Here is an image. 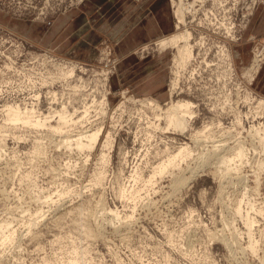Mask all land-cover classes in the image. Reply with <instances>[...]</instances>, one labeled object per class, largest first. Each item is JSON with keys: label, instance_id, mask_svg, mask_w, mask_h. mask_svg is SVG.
I'll return each mask as SVG.
<instances>
[{"label": "rangeland", "instance_id": "1", "mask_svg": "<svg viewBox=\"0 0 264 264\" xmlns=\"http://www.w3.org/2000/svg\"><path fill=\"white\" fill-rule=\"evenodd\" d=\"M88 1L0 0V121L5 104L31 107L36 103L43 113H49L47 93L51 90L58 93V98L63 97L55 106L68 102L72 111L80 112L85 103H93L92 98L98 101L106 94L111 105L104 128L106 133L112 130L115 134L111 161L101 164V143L90 155L59 146L61 135L48 134L45 129L23 127L5 133L8 137L0 156V264H69L72 255L77 256L78 264H264V147L254 137V129L264 126V114L235 125L234 113L228 109L231 105L249 112L256 100L264 97V0H206L196 5L197 13L186 17L196 58L182 70V89L172 98V81L177 77L176 49L165 51L157 40L136 48L126 46L133 26L137 28L141 23L145 27L152 22L153 3L157 6L161 2L162 9L157 10L160 22L177 23L171 0H134L145 4L140 15L134 13L132 5L125 6L127 3L110 15L108 10L102 15L93 12L91 17L98 18L96 29L72 44H65L64 38L55 46L44 45L23 33L26 23H49L63 13L77 12ZM168 1L172 13L169 8L163 11ZM176 30L177 26L169 34ZM93 32L97 35L94 44L83 49L79 42ZM200 40L205 42L202 48ZM220 49L232 55L235 72L228 68L229 57L222 56ZM256 54H263L262 61L250 81L246 69ZM8 63L15 68L6 70ZM65 65L76 67L74 79L63 82L56 78L51 86H41L42 77L51 82L57 77V66ZM74 85L78 91L71 88ZM36 94H40L39 101L33 97ZM246 94L252 96L251 105L243 103ZM227 97L231 103H227L224 113L221 109ZM145 98L158 100L164 108L172 99H188L196 106L198 117L191 121L189 130L161 133L150 125L155 120H150L153 115L139 110L140 100ZM205 124L213 127L215 140L231 141L232 146L235 141L244 144L247 162L239 174L231 173V181L220 176L216 164L199 168V152L208 153L213 142L197 144L191 135ZM184 143L195 150L191 161L182 163L181 171L158 175L148 184L151 165L161 160L160 153L165 148L174 151ZM38 147L42 148L39 154ZM135 169L140 176L137 181L130 177ZM98 172H103L104 178L95 185L92 180ZM124 187H135L139 192L120 196ZM48 195L55 204L41 201ZM95 205L115 210L119 220H113ZM239 207L241 213L249 212L255 218L250 236L243 218L234 213ZM41 213L46 218L43 214L37 220ZM95 223L102 229H97ZM8 227L17 230L13 243L3 242ZM87 228L95 232L90 235ZM214 234L217 236L213 238ZM224 238L229 239L228 246Z\"/></svg>", "mask_w": 264, "mask_h": 264}, {"label": "bare ground", "instance_id": "2", "mask_svg": "<svg viewBox=\"0 0 264 264\" xmlns=\"http://www.w3.org/2000/svg\"><path fill=\"white\" fill-rule=\"evenodd\" d=\"M204 2H206V0H194L192 3L188 4V3H185V0H171L172 6H173L174 11H175V14H174L175 16L174 17L177 19V23L175 24L177 26V30H176L175 33H173L171 35H167L166 37L157 40L159 47H161V49H163L165 51L167 50V48L176 49V53H175L176 56L174 58V69H176L175 70V74H176L177 77H176L175 80L172 81V84H173L172 90L173 91H172V93H170L171 94L170 95L171 98L174 97L173 94L178 92V90L182 89L181 84H180V77H181V74H182V70L187 69V66L192 62V60H194L196 58V54H195V46L196 45L193 44V40L192 39L194 37H193L192 32L188 28H186V26H187L186 25V17H187L188 14L195 13L196 5H198V4L203 5L202 3H204ZM227 13H228V11H227ZM224 15L226 16V14H224ZM219 20H221V19H219ZM225 21H226V19H225ZM227 29L230 32V35L233 36L232 27L229 26V28H227ZM204 43L205 42L203 40H200L199 44H200L201 48L204 45ZM219 52H217V53H219ZM221 53H222V56L226 57L225 55H227V57H229V62L227 61V63H229L228 68L231 69L232 73L235 72L234 71V67H233V63H232L233 62L232 55L230 53H226L225 51H222ZM222 56H221V58H222ZM262 56H263V54L261 56H259V54H256V57L254 58L253 63L251 64V67L246 69V74L245 75H246V77H248L249 80L251 78L253 79L255 73L260 68V62L262 61ZM224 57H223V59L225 60ZM207 65H208V63H207ZM217 66H218V63H217ZM223 66H222V68H223ZM13 68H15V67H12V65L10 63H8L6 65V70L7 69L11 70ZM208 68H210V66ZM56 69H57V73H56L57 77L51 78V82H49L48 78H44L43 79V77H42V79H40L42 82L39 81L41 86H43V87L44 86H49V85L51 86V84L54 83V80H56V78H58L57 80H59V81L62 80L64 82V80H67L69 78L72 79L74 76L76 77V74H77L75 72V70H76L75 66H69V65H65L63 67L62 66H57ZM225 72H226V70H225ZM228 73H230V72L228 71ZM224 75H226V74H224ZM105 81H107V79ZM103 84H104V86L106 85L105 83H103ZM71 88H74L73 89L74 91H78L79 90V87H77L75 85H74V87H71ZM32 89H34V88L32 87ZM80 91L82 92V90H80ZM47 94L50 95L49 99H50V105H51L50 109L48 111L49 113H47V114L43 113L41 111V108L39 107V105L38 104L35 105L36 103L34 105L32 104L33 106H31V107H28V106L27 107H24V106L22 107L21 105L16 104V103L5 104V105L2 106L3 109H2L1 112H2L3 115L2 114L1 115L3 116V118H2L3 121H0V156H1L2 152H3V147H4V144L6 143V138L8 137L5 133L9 132V130H11L13 128L14 129H17V128L21 129L23 127H27V128H30V129H33V130H37V131L41 130V129H45V130H47L48 134H51V135H53V134L54 135L55 134L56 135H61L60 142L58 141L59 144H60L59 146L62 145L64 147H66L67 149L68 148L69 149H77L80 152L87 151L90 155L97 150L99 144L101 143V145H102L101 148L102 149H101L100 155H99L100 163L101 164L109 163L111 161V153H112V151L114 149V146H115V144H114L115 134H114V132L112 130L108 131L106 133V130L104 128L105 119H106V117L109 114V108H110V105H111L110 101L107 98V95L106 94L102 95V99L98 100V101L97 100L94 101V99L92 98L93 103L91 105L90 104L88 105V104L85 103L84 104V109L80 112L79 109H74L72 111L70 109V106H69L68 102H64L62 104H59L58 106H55V104L58 103V100L62 99L63 97L58 98V93L53 91V90L49 91ZM83 94H84V92H83ZM85 94H86V92H85ZM85 94H84V96H85ZM33 97H35L38 100V98L40 97V94H36ZM251 97L252 96H250L249 94H246L243 103L247 104V105H251V103H252V98ZM84 100L86 102V98ZM140 103H141V109H139V110H141L140 112H143V113L146 114V112L149 111L153 115L152 118L150 117L151 118L150 120H154L155 119L154 122L150 121V125L153 126V128H155L157 131L160 130L161 133H162V131L166 132V131H169L170 129H173L174 131H177V130L178 131H184V130H187V129L189 130V128H191L190 127L191 126V121L192 120L194 121V119L196 117H198V113L194 111V109L196 108L194 103L192 101L188 100V99H185V98L181 99V100L172 99L171 102L168 103L166 108H164L162 106V104L156 99L145 98L143 100H140ZM227 103H228V105L231 103L229 97L226 98V104H223L225 106H222L221 110H223V112L227 108ZM24 105H27V104H24ZM228 107H230L228 109H230V111H232L234 113V116H235L234 124L235 125H242L244 119H249V118L256 119V117L264 114L263 113L264 112V97L258 98L256 100V105L253 106L249 110V112H245V111H242V110L240 111L237 107L235 108V107H233L231 105L228 106ZM122 108H123V105H120V107L118 109L120 110ZM92 113H95V115L92 116ZM220 113H218V114H220ZM94 118H96V119L94 120ZM163 122H164V125L162 124ZM219 126L220 127L223 126L221 120H219ZM212 131H213V127L211 128L210 126H208V124H205L203 126V129H198V131H196L194 134L191 135V138H193V141L196 142L197 144L199 142L201 144V141L213 142V144L210 146L211 150L210 151L207 150L208 153H205V150H204V152L201 151L202 153L199 152L200 153L199 155L197 154L199 156L198 161H200V164H201L199 166V168L202 167L203 165L207 164V163L210 164V165L213 164V166H214V164H216L217 165L216 167H217V170L219 171L220 176L222 175L221 176L222 178L223 177H228L227 180L231 181L233 179V177L231 176L232 175L231 173L233 171H235L236 174L237 173L239 174V172L241 171V169H240L241 166L243 165V163L245 164V162H247V160H246L247 154L245 152L244 144L242 142L238 143V142L235 141L236 144L234 142V145L232 146V145L229 144V142H231V141L228 142L226 140L224 141L223 139H222L223 141H221L219 139L215 140L217 138V136H215L214 132L211 133ZM254 131H255V136L254 137L256 139L258 138L260 140V142H261L260 144H262V146L264 147V126L263 127H257L256 129H254ZM16 138L20 139L21 136H17ZM230 139H231V137H230ZM36 143L39 145L40 141L38 140V141H36ZM41 149H42L41 147H38L36 149L38 154L40 153ZM165 149L166 150H163L160 153L161 156L159 155V157H161V160L160 161L158 160L159 162H156V164H154L153 167L151 165L152 175L147 180V183L150 184V185L153 183L154 179L158 175H161V176H164V174L173 175L175 173L174 170H176V169H178V170L180 169L179 171H181L180 165L182 163H185V161L188 162L191 159V157L194 155V151H195L190 145H188V143H184V144L179 145L176 149H174V151H172L171 148H165ZM263 150H264V148H263ZM158 153H157V155H158ZM194 164H196V163L194 162ZM198 164L199 163L197 162V165ZM194 172H196V171H192L193 174H195ZM133 173L134 174H132V176H130V177H132V179L134 181H137L139 179V177H140L139 173H138V170L133 171ZM171 173H173V174H171ZM221 177H219V178H221ZM103 178H104L103 172H98V174L94 177V179L92 181L95 182V185H98L102 181ZM179 178L182 179V176L179 177ZM173 181H174V179H173ZM240 183H242V182H240ZM177 185L178 184H176V187H177ZM226 186H228V185H226ZM244 191H247V189L244 190ZM137 192H139V191L135 187H133V188L127 187V189L124 187V189H122L120 191V196H124L126 193L127 194L128 193L136 194ZM41 201L44 202V203H47V204L49 203L48 205L55 204V202H56V201L53 200L52 196H50V195L45 196V200L44 201L41 200ZM242 201H244V200H242ZM241 202L239 203V205L241 204ZM100 203H102V202H100ZM100 203H98V204H100ZM248 203L250 204V206L252 208L253 204L250 201H248ZM60 205L61 204H59V206ZM97 206H101V208H102L103 205H97ZM105 206L106 205H104L103 209H100V207L99 208L97 207L96 209L104 210V213L106 215H109L111 218L113 217V220L115 218H118V220H119L120 216H118V212H116L115 210L113 211L112 209L105 208ZM56 208H58V207H56ZM52 209H53V207H52ZM98 210H97V212H99ZM45 212H48V211H45ZM44 213H41V215H39L37 217V220L41 219V217L43 216ZM89 213H90V211H89ZM102 213L103 212L101 211V214ZM234 213H237L236 215H240L243 218V220H244L243 223L248 228L247 231H248V234L250 236L252 234L253 226L255 224V218L249 212H246L245 214L241 213V207H239ZM91 214H92V211H91ZM105 214H102V215H105ZM86 216H87V214H86ZM44 217H45V214H44ZM44 217H43V219H44ZM110 217H108V218H110ZM85 219H86V217H85ZM224 219H226V218L224 217ZM88 220H89V218H88ZM226 221H228V219ZM94 222H95V220H94ZM113 223H112V225H113ZM231 223H229V224H231ZM87 224H89V223L87 222ZM97 224L95 225L96 227H97ZM102 224H101V227L103 226ZM127 224H130V223H126V225ZM123 225L125 227L124 223H123ZM226 225H227V223H226ZM116 226H114V227L116 228ZM231 227H233V225ZM99 228L100 227L98 226L97 229H99ZM97 229H96V232H97ZM100 229H102V228H100ZM117 229H118V227H117ZM28 230L30 232L31 231V227H29ZM7 231H8V233L4 234L5 238H4L3 242L13 243V241L16 240V236H17L16 232H17V230L14 227H12V228L8 227ZM92 231H94V230L91 229V228H87V233H90V235L93 234ZM91 232H92V234H91ZM99 233H100V231L97 234H99ZM236 234L237 233H235L234 235H236ZM100 236H102V235H100ZM211 236H213V238H214L217 235L215 236V234H214V235H211ZM234 237L233 238L231 237V238L234 239ZM236 239H234V240H236ZM223 240H225V238ZM228 240L227 239L225 240V242L227 243V246H228V244L230 242ZM234 240H233V242H235ZM233 242H231V243H233ZM232 245L235 246V243H233ZM250 247L254 251V248H255L254 242H252L250 244ZM69 259H70L69 262H68L69 264H78L79 263L77 256H73L72 255V257L69 258ZM62 264H67V263L63 262Z\"/></svg>", "mask_w": 264, "mask_h": 264}, {"label": "crops", "instance_id": "3", "mask_svg": "<svg viewBox=\"0 0 264 264\" xmlns=\"http://www.w3.org/2000/svg\"><path fill=\"white\" fill-rule=\"evenodd\" d=\"M124 3H127V5H125L127 7L129 5H132V9H134L135 11L134 13L138 15H140L141 13V8L145 6V4H139L134 0H89L83 5V7L78 8L77 12L75 10H72L67 13H63V15L59 16L55 20L49 21V23H37L35 25L26 23V25L23 26L24 29H27L25 31L23 29V33L30 35L31 37H36L37 40L43 42L44 45L53 43L55 46L60 42V40H64V38L67 40L65 44H72V42H74L76 39H79V37L83 36L90 30L93 31L96 29V20H98V18L96 17L97 15L93 16V18L91 17L93 15V12H95L96 14H101L102 11L108 10L107 14L110 15L112 14L111 12L116 8L123 9ZM168 5L169 6L166 7L163 6V11L168 12V8L171 11L169 1ZM153 7V11L151 12L154 16L152 15L153 17L151 23H149L145 27H141V23L137 24V28L133 26L132 34L127 37L128 44L126 46L128 48H136L139 45L150 43L152 42V40L164 38L167 35H171L169 33H171L174 28L176 29V26L171 25V22L169 20H166V22L164 23L158 20L157 10L162 9L161 2L157 6H155V3H153ZM32 33H34L35 35H33ZM96 37L97 35L95 34V32L90 33L85 37L86 39H82L79 43L83 44V49H90ZM88 41H90V43Z\"/></svg>", "mask_w": 264, "mask_h": 264}]
</instances>
